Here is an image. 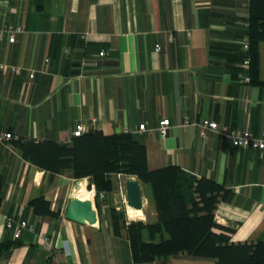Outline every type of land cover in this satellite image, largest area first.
Instances as JSON below:
<instances>
[{
	"label": "crops",
	"instance_id": "1",
	"mask_svg": "<svg viewBox=\"0 0 264 264\" xmlns=\"http://www.w3.org/2000/svg\"><path fill=\"white\" fill-rule=\"evenodd\" d=\"M5 24L24 31L11 43L0 39V63L23 68L0 69V136L11 134L0 140V244L12 243L0 251V264H213L186 253L133 262L125 228L116 235L111 223L112 209L128 208L125 181L133 176L110 174L111 190H96L84 177L97 192L90 195L97 221L65 217L75 178L51 176L13 141L67 142L77 123L86 132H130L145 145L151 169L177 165L230 189L215 219L233 241H264V150L235 147L215 131L201 136L197 124L264 131V85L239 79L249 73L242 67L249 0H0ZM258 75L264 80V42ZM162 118L170 121L164 137L156 129ZM141 190L140 219L153 220ZM39 195L59 214H35L29 201ZM9 217L32 227L14 239Z\"/></svg>",
	"mask_w": 264,
	"mask_h": 264
},
{
	"label": "trees",
	"instance_id": "2",
	"mask_svg": "<svg viewBox=\"0 0 264 264\" xmlns=\"http://www.w3.org/2000/svg\"><path fill=\"white\" fill-rule=\"evenodd\" d=\"M249 42L250 80L264 85L258 75L259 44L264 42V0H249ZM13 144L25 159L51 176L69 173L75 179L89 177L96 190L112 189L110 174L137 178L147 192L155 218L143 221L136 212L131 218L138 220L126 221L115 209L111 218L116 235L125 228L134 263L186 253L212 260L213 264H264V241H233L231 229L215 219V211L228 199L230 189L177 165L149 168L145 145L130 132L85 131L68 142L16 139ZM1 183L0 175V202ZM29 205L37 215L59 214L43 195L32 198ZM11 244H0V251Z\"/></svg>",
	"mask_w": 264,
	"mask_h": 264
},
{
	"label": "built area",
	"instance_id": "3",
	"mask_svg": "<svg viewBox=\"0 0 264 264\" xmlns=\"http://www.w3.org/2000/svg\"><path fill=\"white\" fill-rule=\"evenodd\" d=\"M24 27L21 25H11V24H5L0 28V39L3 38L4 36L6 37V40L11 43L15 40V35L17 33L23 32ZM159 45L155 46V50H159ZM243 49L245 51H248L249 49V43L245 42L243 44ZM104 54L103 51L99 52V55L102 56ZM242 67L246 70L249 69L250 67V57L249 55H246L244 59L242 60ZM0 69L1 70H9L12 73L19 74L22 72L23 68L20 66H15V65H9L5 63H0ZM28 76L32 78L34 76L33 72L30 71ZM239 79L243 82L249 83L250 80V75L247 74H239ZM199 127V133L201 136H204L207 131H215L218 134L227 137L230 139L231 143L235 147L239 148H251L255 150H264V131H262L260 134L256 135L250 130H238L234 128H229L225 125H220L214 120H209V119H201L198 123ZM170 125V121L168 118H162L158 122V125L156 127L157 132L161 137H164L167 134V129ZM138 130L139 131H144L146 130V126L142 123L138 125ZM86 131L85 126L82 123H77L75 124L72 132H71V137L73 136H79L82 133ZM11 138L10 133H4L0 136V140L2 139H9ZM69 141V140H68ZM67 141V142H68ZM87 185V184H85ZM87 189L91 192V196L94 197L96 196L97 192L94 188V186L91 184L89 188ZM100 196L103 197V193H100ZM126 196V195H125ZM126 199V197H125ZM5 226L8 228H11L13 230V238L16 239L20 236L21 230L24 228H31L32 226L29 225L25 220H16L12 217L6 218L5 219ZM41 240L45 243L49 242V237L47 235H41Z\"/></svg>",
	"mask_w": 264,
	"mask_h": 264
},
{
	"label": "water",
	"instance_id": "4",
	"mask_svg": "<svg viewBox=\"0 0 264 264\" xmlns=\"http://www.w3.org/2000/svg\"><path fill=\"white\" fill-rule=\"evenodd\" d=\"M76 187L78 185L76 184ZM126 204L134 209H143V196L140 182L131 177L125 181ZM65 217L80 224H94L97 221L95 208L91 199L73 196L69 199Z\"/></svg>",
	"mask_w": 264,
	"mask_h": 264
},
{
	"label": "rangeland",
	"instance_id": "5",
	"mask_svg": "<svg viewBox=\"0 0 264 264\" xmlns=\"http://www.w3.org/2000/svg\"><path fill=\"white\" fill-rule=\"evenodd\" d=\"M79 182H80V183H79ZM84 183L86 184V179H84V178H81V179H74L73 181H69V184L67 185V186L69 187V193H70L71 195H73V196L75 195L74 188H75L76 184L81 185V186L83 187V190L88 191V190L86 189V188H87V185H85V187H84V185H83ZM91 198H92V197H91ZM88 199H90V196H89ZM142 213H143V212H142ZM142 213H141V215H139V218H142V217H143ZM122 214H123V216L125 217V219H126L127 221H130V220H138V219H139V218H136V219L129 218V216L127 215V209H126L125 211H123Z\"/></svg>",
	"mask_w": 264,
	"mask_h": 264
},
{
	"label": "bare ground",
	"instance_id": "6",
	"mask_svg": "<svg viewBox=\"0 0 264 264\" xmlns=\"http://www.w3.org/2000/svg\"><path fill=\"white\" fill-rule=\"evenodd\" d=\"M78 185V184H77ZM87 189V188H86ZM88 190V189H87ZM74 191H75V195L76 197H79L81 199H86V198H89V196L91 195V192L88 190L85 191L83 190L82 186L81 185H78V187H75L74 188ZM90 192V193H89ZM127 211L130 213V214H133L135 212H138L140 213V211H142L141 209H134V208H131V207H128L127 208Z\"/></svg>",
	"mask_w": 264,
	"mask_h": 264
}]
</instances>
